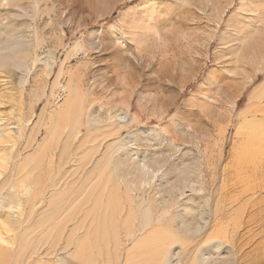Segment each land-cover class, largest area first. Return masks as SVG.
Instances as JSON below:
<instances>
[{
    "label": "rangeland",
    "instance_id": "1",
    "mask_svg": "<svg viewBox=\"0 0 264 264\" xmlns=\"http://www.w3.org/2000/svg\"><path fill=\"white\" fill-rule=\"evenodd\" d=\"M241 1L244 9L251 12L255 3L264 5L257 0H5L6 3L0 5V40L5 41L9 34H14L28 46L21 66L0 64V157L11 158L0 179L6 181V184H0V201L4 203L0 207V233L7 242L0 244L12 245L13 236L25 228L23 222L27 221L28 210L21 209L18 217L8 208L10 204L17 207L11 202L14 192L19 190L16 185L29 179L27 181H34V188L41 190L48 183V176H44L40 167L36 169L35 165L42 164L44 171L50 162L70 164L74 168L81 164L85 172L95 166L94 174L87 182L106 183L111 179V170L105 169L108 159L116 156L122 160L123 153L130 157L127 162L133 167L146 160L159 161L163 165L165 175L157 177L154 185L142 196L145 200H155L159 210L164 204L168 207L169 203H175L174 212L179 211L174 223L176 229L180 225L179 215H184L194 225L201 223V209L205 213L204 221L209 219V226L217 223V215H214L216 193L225 179L224 173V177L238 180L233 167L237 163L234 162L233 147L238 145L239 139L242 140V136L235 135L241 124L238 115L247 108L253 87L264 80V28H260V37H256L257 42L249 49L244 48L243 42L232 41L238 40L233 29L239 21L256 23L254 27L264 23L263 18L257 20L258 12L247 17L249 13L242 10ZM149 10L155 13L153 26L164 40L158 41L134 27L140 19L145 25L149 23L144 14ZM117 33L124 34L122 36L129 46L120 48L112 43ZM256 38L254 36V40ZM78 41L87 50L74 56L71 48ZM229 41L232 43L228 44ZM239 44L241 48L237 47ZM50 60L55 61L52 67ZM223 61L227 64L223 65ZM252 76L254 80L236 99L233 109L225 90H229L230 97L231 93H236V85H245ZM71 77L86 85H94L90 100L98 116H107L108 113L116 116L118 111L125 109L131 112L127 119H134V123L127 122L116 136H106L110 127L99 132L97 126L96 130L89 132L82 126L81 118L70 123L67 113L60 112V106L66 99L64 87ZM74 80L70 91L77 95ZM217 81L222 84L221 89ZM207 93L211 100L204 101L201 95ZM83 98L80 102L85 104ZM83 104L77 106L78 113L88 107ZM77 129L86 134L82 144L72 140ZM132 132L136 137L130 141L128 135ZM123 139L129 142L122 151H116L115 145ZM12 164L19 165V168H12ZM57 168L52 166L50 172ZM184 169H187V178L184 179L188 185L184 196L189 202L188 214L181 207L184 201L176 202L166 192L168 185H175L179 178L175 171ZM11 172L15 178L12 174L10 176ZM39 176L41 180L38 182L36 178ZM261 180L259 177L256 182ZM107 187L110 189V185ZM232 195L229 193L228 198ZM177 196L181 198L179 192ZM105 199L122 202L123 207L132 203L122 199L121 195ZM255 199L254 202H259ZM251 202L237 219L232 217L241 224L235 240L227 234V229L233 226H228L231 218L227 217L221 226L204 230L191 243V254L197 247H203L207 263L219 261V255L228 256L230 263L225 261L227 264H264V203ZM206 205L208 210H205ZM52 207L44 209L49 216ZM251 207L254 211L250 214ZM73 210L78 212V205ZM113 212L117 214V209L110 207L102 219L105 222L93 232L101 246L102 264H116V232L120 237L127 232L117 224L119 221H115ZM250 215L253 219L248 221ZM1 221L14 225V235L2 234L4 225ZM130 221V229H133L137 220L131 217ZM50 227H38L36 232L30 229L29 237L33 238L27 243V238L21 240L17 250L12 248L15 252L0 258V264H28L35 258L34 264H62V258L76 247L64 251L65 238L55 241L57 234H52L50 231L54 230ZM98 232L108 237L107 243L96 236ZM224 237L227 242L223 247L217 244L203 246L208 244L207 241ZM35 238L40 242H34L33 247L26 246ZM33 250L35 258H28L27 254ZM149 259L134 258L133 261L135 264H149Z\"/></svg>",
    "mask_w": 264,
    "mask_h": 264
},
{
    "label": "bare ground",
    "instance_id": "2",
    "mask_svg": "<svg viewBox=\"0 0 264 264\" xmlns=\"http://www.w3.org/2000/svg\"><path fill=\"white\" fill-rule=\"evenodd\" d=\"M257 2L264 3V0H257ZM4 3H6L5 0H0V5H4ZM7 3H9V1H7ZM241 3L243 9L241 7L240 9L244 10L246 13H249L247 17H251L253 13L255 14L258 12L259 16L257 15V20L263 18L264 21V5L259 6V4L255 3V9H253L251 12L247 9H244L245 5L243 4V1H241ZM239 13L241 14V12ZM144 14L149 18V23L145 25L143 21H140L142 19H140L137 23H134V27L140 28L144 34H148L158 41L164 40V36L157 28L153 26L155 13H153L152 10H149ZM254 26H256V23L252 24L251 21L246 23L244 21H239L238 25L236 24L233 29L234 36L237 37L238 40L232 39V41L236 43L243 42L244 46L246 45L244 48L246 49L247 47V49H249L252 43L257 42L256 37H260V28H264V23L258 27ZM72 34H74V32ZM122 35L124 34L117 33L112 40V43L116 44L120 48L129 46L125 42L124 36ZM254 36L256 40H254ZM230 42L231 41H229L228 44H230ZM241 46L242 45L237 47L241 48ZM90 49L94 50L95 48ZM26 50H28V46H26L25 42H23L21 39H16L14 34H9L5 41L0 40V64L4 66H21L26 59ZM85 50H87L86 46L82 45V43L78 41L71 48V54L77 56ZM50 61L51 62H49V64L51 67L54 66L55 61ZM223 62V65L227 64V62ZM250 79L251 80L243 86L236 85V93H231L230 97L228 96L229 90H225L224 94L228 98H231L230 104L233 106V109L236 105V99H238L243 94L247 85L254 80V77L252 76ZM73 80L74 78L71 77L67 86L64 87L65 91H67V96L65 101L60 106V112H64V114L67 113L66 117L70 123L74 124L77 118H81L82 126H85L89 132L96 130L95 127L97 126L99 127V132H101L105 127H110V131L106 134V136H116L118 132L124 128V126H126L127 122L131 125L134 123V119H127V116H129L131 112L129 110L126 111L125 109L120 110V112L118 111L116 116H112L110 113H108L109 115L107 116H98L94 111L92 100H90V97L93 94L92 92L94 85H86L85 82H81L80 79H76L74 81L76 83L78 94L73 95L72 93L74 91H70V84H72ZM218 83L219 81H217V85L221 89L223 86L221 83ZM253 88L254 89L251 91V94L248 98L247 108H245L238 115L241 124L237 128L235 135L236 137L239 136V138L242 136V140L240 141L239 139L238 145L233 147L235 150L233 153L235 152L234 154L236 156V158H234V162H237L236 166L233 167L236 168L235 177L238 180L233 181L235 179L234 177V179H228L227 177H224V173L223 178H227L228 180L224 179L221 186H218L216 193L218 197L216 198V214L214 215H217V223L209 226V219L204 221L205 213L201 209V223H196L194 225V223H191L184 217V215H179L180 225L176 229L174 227V223L179 211L174 212V206L176 205L175 203H169L168 207L164 204L159 210L155 200H145L143 198L142 194L145 192V190L154 185L155 179L165 175V170L162 169L163 165L160 164L159 161L147 162L146 160L143 162V164H137L133 167L127 162L130 158L128 155L123 153L122 156L124 158L122 160L117 159L116 156H111L108 159L109 164H107V167L105 168L109 171L111 170V173L108 172L111 179L106 183H99L98 181L93 182L94 180L87 182V179L93 176L95 166L92 170L85 172L82 170L81 164H78V166L74 168L70 164H53V162H50L46 164L45 170L43 171V165L37 164L35 165L36 169L40 167L43 175L48 176V183L46 184L45 188L41 190L34 188L32 185L34 181H27L29 179L22 180L19 185H16L19 190L14 192V199H12V201L10 199L9 202L11 201L13 204L15 203L14 205L17 207H14L12 204H10L11 206L8 208L12 210L13 215L16 214L18 217L21 214V209L23 211L28 210L26 212L27 221L23 222L25 228L23 227V229L19 230L15 235L13 233L14 225L12 226L8 223H5L4 221H1V224L4 225L3 229L5 231L4 232L1 228L3 231L2 234L5 233L10 237L13 233L14 236L12 238L13 241H11L13 246L9 244L5 246L2 243H5L6 240L2 238L0 233V242H2L0 244V258H2L5 254L15 252L19 245L22 244L20 243L21 240L27 238V241L25 242L27 243L30 238H33V236L29 237L30 229L36 232V228L45 225L46 229L51 226L50 229L54 230L50 231L52 234H57L55 241H59L62 237L65 238V245L63 248L64 251L67 252L71 248L74 250L76 247L75 251L67 253L62 258V264H102L101 261L103 254L101 246L98 240L94 238L93 232L98 231L101 222H105L102 219L106 214H108L109 208L112 207L113 209H117V214L113 212V214L116 216L115 221L122 222H118L117 224L122 226L123 229H127L125 236L120 237L116 232L117 240L116 247L114 249L116 264H135V261H133L134 258L145 259L146 257L150 258L149 264H188L190 262L191 264H211L207 263V261L204 259L205 257L203 247H197L193 252V255L191 254V243L195 241V239L199 237V235L202 234L204 230H210L211 228L217 227L219 225L221 226L223 224V220L227 217L231 218V223H229L228 226L233 225L231 228H229L232 229L231 231L227 229V234L229 235L230 239L235 240L241 224L232 217L234 216L237 219V216L242 215L243 212L247 210L248 202L250 203L251 200L254 202V198H260L258 200L255 199V201H259L260 204L264 203V80ZM201 96L200 97L203 98L204 101L211 100L208 93L202 94ZM82 97L85 98L83 101H85V104L88 107H83L85 110H81L78 113L77 106H80L79 103L83 104L81 103ZM85 104L83 105L85 106ZM82 131L78 130L76 133H74L72 140L75 143L82 144L84 142L86 134L84 135ZM17 132L20 133V130H17ZM135 137V132L129 133L128 135L130 141H132ZM225 138L226 135L224 134V139ZM128 142L126 139H123L121 142L115 145L114 149L116 151H122L123 146H125V144ZM9 158L10 157H0V179L3 177V175H5L4 173L8 169ZM222 159L223 155L221 153L220 160ZM54 165L58 167L57 170L55 172H50V169ZM12 168L17 170L19 165L15 164L12 166ZM36 171L38 172V170ZM170 171L171 173H174V171ZM186 171L187 169L175 171L177 177L179 178L175 185L173 183L168 185L166 192L168 195L172 196L176 202H179L180 200L184 201V204L181 207H183L182 210L186 211L188 214L190 212V208L188 206L189 202L186 201L187 198L184 196V190L188 185V181L184 179L187 178ZM11 174L13 175L12 172L10 173V176ZM25 174L29 175V173ZM259 177L260 179L262 178V180L257 183L256 181L259 179ZM36 180L39 182L41 180L40 176L37 177ZM9 183H11V180ZM0 184L4 185L6 184V181L0 180ZM107 185H110V189L107 187ZM177 192L181 194L180 199L177 196ZM229 193L230 195H232L231 193L235 194L228 198ZM120 195L122 196V199L132 202H130V206L127 205L128 207H123L124 205H122V202L121 204H119L118 201L113 203L111 200L105 199V197L110 196L115 199L117 196L120 197ZM1 198L2 195H0V200ZM1 202L2 201H0V207L4 205V203ZM252 202L251 204H253ZM259 202L254 203L259 204ZM101 204L102 207L100 208ZM77 205L79 207V211L75 212L73 209L76 208ZM7 206H9V204ZM51 206L53 207L51 210V215L49 216V214L44 212V209ZM205 210H208L207 205ZM252 211H254V209L251 207L248 212L251 214ZM227 213H229L228 216H226ZM257 215L258 214H256V216ZM122 216H125V218H122ZM251 216L252 215H250V217ZM254 216L255 214H253L252 217ZM131 217L137 220V223H135L133 229H130L132 228V222L130 221ZM252 217L249 218L248 221L252 220ZM43 232L44 231H42L40 234H43ZM96 236L98 238H102V240L106 243L108 242V237L104 233L98 232L96 233ZM34 240L35 241L33 242L30 241L26 246H34V242H40L39 238H35ZM226 242L227 240L224 237L215 241H207L205 243L208 244L203 246H205V248L214 247L215 244H217L218 246L223 247ZM12 248L16 249L13 250ZM34 253H36L34 250L31 251V254H27V257L35 258ZM197 253L199 255L196 256L197 259L194 261V257ZM190 257L192 258L191 260H189ZM218 257L219 261L215 262L214 264H227L225 261L229 259L228 256H226L227 258L225 257L226 260H224V257H220L219 255ZM78 259L82 260L77 261ZM35 261L36 258L32 263L29 261L27 263L34 264ZM57 264L60 263L58 262Z\"/></svg>",
    "mask_w": 264,
    "mask_h": 264
},
{
    "label": "trees",
    "instance_id": "3",
    "mask_svg": "<svg viewBox=\"0 0 264 264\" xmlns=\"http://www.w3.org/2000/svg\"><path fill=\"white\" fill-rule=\"evenodd\" d=\"M241 102V101H240Z\"/></svg>",
    "mask_w": 264,
    "mask_h": 264
}]
</instances>
